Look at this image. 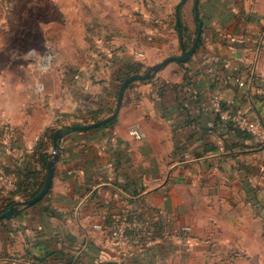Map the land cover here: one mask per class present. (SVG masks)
Wrapping results in <instances>:
<instances>
[{
    "label": "crops",
    "instance_id": "crops-1",
    "mask_svg": "<svg viewBox=\"0 0 264 264\" xmlns=\"http://www.w3.org/2000/svg\"><path fill=\"white\" fill-rule=\"evenodd\" d=\"M179 3L190 48L202 22L191 58L131 81L115 122L66 131L111 115L128 74L184 52ZM114 6L126 15L123 29L99 19L98 32H88L94 48L47 88L40 109L23 103L16 115L0 114L14 131L5 150L0 123V210L46 179L42 155L50 159L54 133H63L46 196L0 220V264H264V139L222 120L214 102L264 127V0ZM123 208L157 212L160 224L190 227L189 236L118 250L108 227Z\"/></svg>",
    "mask_w": 264,
    "mask_h": 264
},
{
    "label": "rangeland",
    "instance_id": "rangeland-1",
    "mask_svg": "<svg viewBox=\"0 0 264 264\" xmlns=\"http://www.w3.org/2000/svg\"><path fill=\"white\" fill-rule=\"evenodd\" d=\"M119 1L121 6L126 3ZM102 18L110 27L122 23V29L127 21L114 0H0V114L16 115L24 109L23 103L29 110L33 105L40 109L36 102L47 97V88L56 87L86 60L96 43L88 32H98ZM6 122L11 118L0 120ZM261 172L264 176V167ZM261 191L264 194L263 183ZM262 242L263 195L261 250Z\"/></svg>",
    "mask_w": 264,
    "mask_h": 264
},
{
    "label": "built area",
    "instance_id": "built-area-1",
    "mask_svg": "<svg viewBox=\"0 0 264 264\" xmlns=\"http://www.w3.org/2000/svg\"><path fill=\"white\" fill-rule=\"evenodd\" d=\"M149 39L152 38L150 37ZM239 84L244 85L245 83L239 80ZM214 102L219 108L222 120L231 121L239 129L247 131L254 137L264 139V127L260 122L239 116L231 107L225 106L223 108L218 96L214 97ZM130 133L138 139L142 138V133L139 129H132ZM1 139L5 150H9L14 140V131L10 122L3 124ZM110 218L108 234L118 250L124 248L140 250L150 242L173 237L186 239L189 236L190 227L164 226L160 224V217L157 212L148 213L142 209L132 210L123 208L114 212Z\"/></svg>",
    "mask_w": 264,
    "mask_h": 264
},
{
    "label": "water",
    "instance_id": "water-1",
    "mask_svg": "<svg viewBox=\"0 0 264 264\" xmlns=\"http://www.w3.org/2000/svg\"><path fill=\"white\" fill-rule=\"evenodd\" d=\"M184 1L185 0H183V2ZM198 3H199V0H195V6L196 7H197ZM196 17L199 18V14L197 12H196ZM201 30H202V22L200 21L198 34H197V37L195 39L194 44L192 45L191 48L184 51L182 54L173 55V56L165 58L161 62L150 66L149 69L145 73L137 72V73H133V74L129 75L123 81V83L120 87L119 94H118L117 106L111 115H109L103 119H100L98 121L92 122V123L77 125L75 127V129H77V130H88V129L96 128V127L101 126L104 123H107L110 120L117 118L119 115L122 103H123V97H124L126 88L131 83V81H133L135 79L149 78L155 72L160 70L162 67H164L165 65H167L171 61L187 62L191 58L193 53L195 52V50H196V48L200 42ZM62 136H63V133L60 130L55 131L53 151L50 154V159H49L48 166H47L48 167L47 176H46L45 182H44L41 190L35 196H33L31 198L15 201L8 210L0 213V220L11 219L13 217V214L16 212V210L19 206L35 204L46 196V194L48 193V191L52 185V182H53V178H54V174H55V164H56V161H57L58 156H59V139Z\"/></svg>",
    "mask_w": 264,
    "mask_h": 264
},
{
    "label": "trees",
    "instance_id": "trees-1",
    "mask_svg": "<svg viewBox=\"0 0 264 264\" xmlns=\"http://www.w3.org/2000/svg\"><path fill=\"white\" fill-rule=\"evenodd\" d=\"M177 8H178L177 16H178V18H179V24H178L177 26H178V29H179V31H180V43H181V47H182L183 51H186V50H188V49L190 48V47H189L190 45H187V44L185 43V40H184V35L186 34V31H188V29L183 25V22H182V3H179L178 6H177ZM199 44H200V42H199ZM129 75H130V74H128L127 77H128ZM127 77H126V78H127ZM126 78H124V79H126ZM99 120H100V119H99ZM115 120H116V118L113 119V120L108 121L107 123L102 124L101 127H103V126H107L108 124H111V123L115 122ZM80 124H82V123H74V124H71V125H69V126H67V127H64V129H65L66 131H72V130L75 129V127H76L77 125H80ZM42 160H43V163H44L45 167L48 166V162H49V153H48V152H46V153H44V154L42 155ZM44 182H45V180L41 181L40 183L36 184V185L34 186V188H30V189H29V188H26V189L24 190L23 194H22V197H23L24 199H27V198H31V197L35 196V195L41 190V188H42ZM14 202H15V200H12V201H10L9 203H7V204H6V205L0 210V213H2V212H4V211L8 210Z\"/></svg>",
    "mask_w": 264,
    "mask_h": 264
}]
</instances>
